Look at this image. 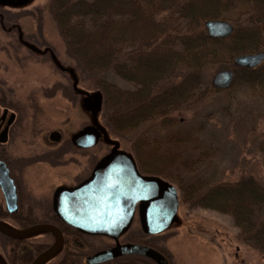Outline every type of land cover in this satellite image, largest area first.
Masks as SVG:
<instances>
[{
  "label": "trees",
  "instance_id": "obj_1",
  "mask_svg": "<svg viewBox=\"0 0 264 264\" xmlns=\"http://www.w3.org/2000/svg\"><path fill=\"white\" fill-rule=\"evenodd\" d=\"M47 9L66 56L103 97V125L129 145L139 171L174 185L191 208L230 216L238 240L264 257V183L204 178L215 155L201 141L205 126L175 130L178 112L212 93L264 98V62L234 65L264 52V0H49ZM209 20L229 22L233 33L209 37ZM223 66L233 83L216 90L205 72ZM256 148L264 155V139Z\"/></svg>",
  "mask_w": 264,
  "mask_h": 264
},
{
  "label": "rangeland",
  "instance_id": "obj_2",
  "mask_svg": "<svg viewBox=\"0 0 264 264\" xmlns=\"http://www.w3.org/2000/svg\"><path fill=\"white\" fill-rule=\"evenodd\" d=\"M48 1L24 0L0 6V14L10 22H17L20 36L35 51L22 47L14 37L0 31V92L17 100L26 114L24 136L13 139L8 156L13 161L21 155L34 157L67 150L62 159L68 163L65 168L75 173L88 171L110 151L111 144L101 136L96 146L85 151L71 146L70 138L74 133L93 126V118L81 107L84 94L98 91L88 87L76 64L66 56L47 9ZM223 70L234 73L232 67H213L206 70L205 77L212 84L213 77ZM118 83L124 87L123 83ZM169 85L172 82L162 84L160 89ZM177 117L182 121L175 130L185 131L199 124L205 126L201 141L207 147L212 146L215 155L201 170L204 178L234 182L253 176L264 183V155L256 148L264 139V98L244 95L234 98L221 92L212 93L203 102L192 103L179 111ZM97 121L110 141L119 143L122 150L129 152V145L103 125L101 116ZM51 131H59L63 137L53 147L47 142ZM139 229L137 221L134 222L125 239H143ZM237 236L238 230L230 216L191 208L182 203L178 192L175 222L157 238L149 240L166 252L170 264H264V257L244 245Z\"/></svg>",
  "mask_w": 264,
  "mask_h": 264
},
{
  "label": "water",
  "instance_id": "obj_3",
  "mask_svg": "<svg viewBox=\"0 0 264 264\" xmlns=\"http://www.w3.org/2000/svg\"><path fill=\"white\" fill-rule=\"evenodd\" d=\"M23 0H0L1 5ZM208 36L225 38L233 33V27L226 21L209 20L205 23ZM264 61V52L246 54L234 59L242 68H254ZM231 70L218 72L212 79L215 89H227L233 81ZM76 88V80L74 81ZM78 91V90H77ZM102 95L99 92L84 94L81 106L93 118V126H86L71 137L74 146L80 148L94 147L101 136L111 144L110 152L95 165L90 176L81 184L70 188H58L54 194V210L61 219L74 226L80 232L89 235L106 236L117 239L126 233L134 218L138 205V217L141 229L146 235H153L167 230L176 220L178 195L176 188L159 177L143 176L136 167L133 157L119 148L117 142L110 141L97 116L102 107ZM49 140L59 142L61 134L53 131ZM0 189L7 206L14 211L15 188L9 172L0 162ZM0 232L9 236L25 238L39 232H52L56 239L54 244L44 251L34 262L42 264L55 256L61 248L62 236L57 229L39 225L24 231H16L0 222ZM122 255H141L152 259L157 264H167L161 254L155 250L127 244L96 254L91 260L98 262ZM0 264H4L0 257Z\"/></svg>",
  "mask_w": 264,
  "mask_h": 264
},
{
  "label": "flooded vegetation",
  "instance_id": "obj_4",
  "mask_svg": "<svg viewBox=\"0 0 264 264\" xmlns=\"http://www.w3.org/2000/svg\"><path fill=\"white\" fill-rule=\"evenodd\" d=\"M0 31L10 38L14 37L16 39L14 41L29 50L19 34L20 28L17 22L8 21L4 14H0ZM16 101L0 92V162L5 164L15 188L14 211L7 206L0 189V222L16 231H24L39 225L57 229L62 236L61 248L55 256L42 264H156L146 257L131 255L117 256L98 262L91 260L96 254L126 244L151 248L160 253L170 264L166 252L149 240L157 238L155 235L146 236L140 231L143 238L140 241L125 239L134 222L137 221L140 227L138 205L135 207L133 222L128 232L117 239L85 234L61 219L53 207L55 191L58 188L70 189L81 184L90 176L94 166L88 171L85 170L86 172L82 170L76 173L70 168H65L68 163L62 159L67 150L36 154L34 157L21 155L17 157V160L12 161L8 156L11 150L10 144L13 139L15 141L23 137L25 132V108ZM50 133L47 136V142L52 145L50 147L62 141V135L59 142L50 141ZM70 143L74 149L82 151L88 149L75 147L71 139ZM61 180L64 182L56 184ZM53 186L56 187L53 188ZM55 239L56 236L52 232H39L25 238L0 232V257L4 264H34L36 259L54 244Z\"/></svg>",
  "mask_w": 264,
  "mask_h": 264
}]
</instances>
